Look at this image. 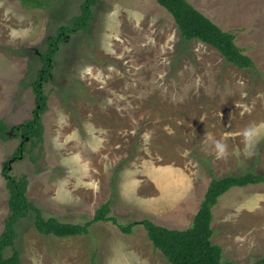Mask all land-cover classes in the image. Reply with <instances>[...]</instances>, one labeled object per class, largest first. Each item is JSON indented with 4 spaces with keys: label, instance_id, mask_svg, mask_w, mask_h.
Instances as JSON below:
<instances>
[{
    "label": "rangeland",
    "instance_id": "rangeland-1",
    "mask_svg": "<svg viewBox=\"0 0 264 264\" xmlns=\"http://www.w3.org/2000/svg\"><path fill=\"white\" fill-rule=\"evenodd\" d=\"M254 61V71L226 62L199 41L184 44L156 0H99L88 32L63 37L42 114L41 143L22 145L16 128L33 119L31 86L48 40L80 15L84 0L29 9L0 0V235L9 216L3 177L26 176L28 199L45 219L84 225L111 202L121 225H193L212 177L264 176V0H187ZM1 135V134H0ZM170 170V171H169ZM195 182L176 197L178 171ZM213 244L224 261L264 257V183L234 188L213 209ZM14 249L21 264H169L146 229L124 234L113 222L87 236L57 238L22 220ZM13 250L7 251L11 256Z\"/></svg>",
    "mask_w": 264,
    "mask_h": 264
},
{
    "label": "trees",
    "instance_id": "trees-1",
    "mask_svg": "<svg viewBox=\"0 0 264 264\" xmlns=\"http://www.w3.org/2000/svg\"><path fill=\"white\" fill-rule=\"evenodd\" d=\"M29 9H43L50 7L56 0H18ZM174 19L181 34L184 44L199 41L217 50L227 63L245 70L254 71L256 65L252 58L236 44L237 36L222 30L212 20L203 15L187 0H156ZM99 0H84L81 5L80 15L74 17L69 25L62 26L57 36L48 40V50L42 53L44 63L39 72V78L31 84L35 93L37 107L33 119L16 128L17 134H23L22 146L13 157L16 162L24 153L27 139L34 145L42 142L44 126L42 114L47 108V97L43 94L41 85L49 81L54 68L55 56L59 52L63 37L79 32H88L93 20L94 7ZM6 125L0 121V137L7 138ZM11 165L7 163L3 172L7 188L10 193L9 216L0 235V264H21L20 253L14 249L18 237V226L25 219H31L34 227L43 236L69 238L87 236L90 227L100 222H113L124 234H131L135 226L141 225L146 231L154 248L158 250L169 264H236L233 261H224L223 249L213 244L212 228L213 209L219 199L234 188L259 185L264 183V176L258 175L253 169L240 176H228L221 179L212 177L206 191L204 201L194 218L193 225L185 230H175L158 226L149 220L132 222L126 226L118 223L117 218L111 217V202H107L96 213L94 219L84 225L62 223L55 218L45 219L42 211L37 208L27 197L29 181L26 176L16 178L8 175ZM13 254L7 256L8 250ZM252 264H264V257Z\"/></svg>",
    "mask_w": 264,
    "mask_h": 264
},
{
    "label": "crops",
    "instance_id": "crops-1",
    "mask_svg": "<svg viewBox=\"0 0 264 264\" xmlns=\"http://www.w3.org/2000/svg\"><path fill=\"white\" fill-rule=\"evenodd\" d=\"M177 176H179L178 177L179 181L177 184L176 182L174 183L176 197L180 198V197H184V195L186 194H188V196L190 194H193L195 182L193 181L192 176L191 175L187 176V173L183 170H179Z\"/></svg>",
    "mask_w": 264,
    "mask_h": 264
},
{
    "label": "flooded vegetation",
    "instance_id": "flooded-vegetation-1",
    "mask_svg": "<svg viewBox=\"0 0 264 264\" xmlns=\"http://www.w3.org/2000/svg\"><path fill=\"white\" fill-rule=\"evenodd\" d=\"M21 136H22V138L24 137V135L23 134H21ZM28 140V139H27ZM22 146V145H21ZM21 154H22V151H21Z\"/></svg>",
    "mask_w": 264,
    "mask_h": 264
}]
</instances>
